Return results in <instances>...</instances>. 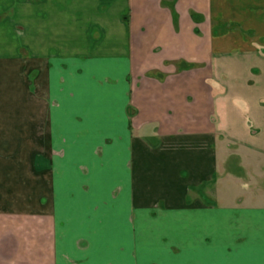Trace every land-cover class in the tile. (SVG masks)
Instances as JSON below:
<instances>
[{
	"label": "crops",
	"instance_id": "1",
	"mask_svg": "<svg viewBox=\"0 0 264 264\" xmlns=\"http://www.w3.org/2000/svg\"><path fill=\"white\" fill-rule=\"evenodd\" d=\"M0 264H264V0H0Z\"/></svg>",
	"mask_w": 264,
	"mask_h": 264
}]
</instances>
